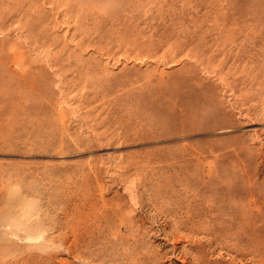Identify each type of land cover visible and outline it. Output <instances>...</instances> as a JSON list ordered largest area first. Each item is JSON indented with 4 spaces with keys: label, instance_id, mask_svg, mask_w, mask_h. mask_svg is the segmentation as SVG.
I'll return each instance as SVG.
<instances>
[{
    "label": "rangeland",
    "instance_id": "rangeland-1",
    "mask_svg": "<svg viewBox=\"0 0 264 264\" xmlns=\"http://www.w3.org/2000/svg\"><path fill=\"white\" fill-rule=\"evenodd\" d=\"M0 264H264V0H0Z\"/></svg>",
    "mask_w": 264,
    "mask_h": 264
}]
</instances>
